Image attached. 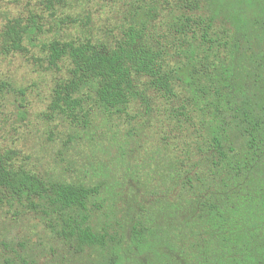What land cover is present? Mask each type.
Here are the masks:
<instances>
[{"label":"rangeland","instance_id":"obj_1","mask_svg":"<svg viewBox=\"0 0 264 264\" xmlns=\"http://www.w3.org/2000/svg\"><path fill=\"white\" fill-rule=\"evenodd\" d=\"M191 1L194 9L185 0H0V32L14 17L40 28L26 40L28 53L0 50V154L13 150L17 163L51 182L97 186L88 221L106 236L104 246L81 249L47 208L2 201L0 264H186L183 232L198 205L185 194V169L196 160L194 145L232 112L230 72L221 66L264 73V0ZM130 32L158 53L172 95L143 77L140 98L124 113L90 101L88 126L50 107L66 70L47 69L43 43L89 37L106 49ZM205 58L215 66L208 75L197 71ZM140 219L163 239L156 254L131 243Z\"/></svg>","mask_w":264,"mask_h":264},{"label":"trees","instance_id":"obj_2","mask_svg":"<svg viewBox=\"0 0 264 264\" xmlns=\"http://www.w3.org/2000/svg\"><path fill=\"white\" fill-rule=\"evenodd\" d=\"M185 1L189 8L196 7L191 0ZM49 2L63 4L65 0ZM193 22L201 26L205 20ZM30 23L14 17L5 24L0 32L2 53H28L26 40L40 30ZM43 51L47 69L66 70L53 88L50 107L86 126L90 101L104 110L124 113L140 98L143 77L173 94L170 72L152 47L137 45L134 32L106 49L97 48L88 37L53 39L43 43ZM212 65L205 58L197 71L208 75L215 68ZM221 67L230 72L224 78L231 90L227 104L232 112L223 120L225 127L215 126L213 136L194 145L196 154L191 157L196 160L185 169V194L198 205V214L190 221L194 225L183 232L190 251L186 264H264V73L248 71L244 64L243 72ZM5 85H0V91ZM98 192L97 186L51 182L17 163L13 150L0 154V202L47 208L60 218L63 234L75 237L81 249L106 243V236L96 233L88 221V203ZM162 240L144 220L133 224L131 243L139 253H158Z\"/></svg>","mask_w":264,"mask_h":264}]
</instances>
